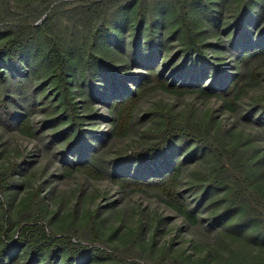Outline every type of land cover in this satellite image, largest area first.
<instances>
[{
	"label": "rangeland",
	"instance_id": "obj_1",
	"mask_svg": "<svg viewBox=\"0 0 264 264\" xmlns=\"http://www.w3.org/2000/svg\"><path fill=\"white\" fill-rule=\"evenodd\" d=\"M178 1L145 0L138 9V0H0V45L13 28L21 37L29 38L34 33L21 57L31 78L30 88L27 94L19 93L11 126L0 118V169L10 166L14 177L0 196L14 222L12 230L19 219L21 202L37 192L50 230L70 233L75 241L91 240L92 246L124 259L143 264H264V113L259 117L256 110L264 107V66L260 83L243 93L235 111L223 110L216 97L155 90L138 103L126 135L114 137L110 133L106 100L131 91L149 67L170 81L211 86L208 75L200 72L204 62L182 50L184 37L174 17ZM244 1L193 0L189 4L192 26L204 44L210 67L218 64L220 46L225 48L223 55L229 57L240 46L264 41L259 33L264 29V0H247L245 5ZM116 5L117 11L112 12ZM139 13L144 16L141 23ZM101 16L107 18L110 30L104 29L94 43V59L89 56L91 40L86 36L100 25ZM149 17H153L152 24ZM51 40L57 41L68 56V78L83 128L98 131L90 146L77 147L73 152L65 153L63 145L68 140L56 137L68 124L61 115L53 68L45 58ZM225 70L233 71L232 66ZM1 71L8 85L12 82L10 70L1 65ZM29 105L31 109H26ZM151 108L157 110L156 115H147ZM24 111L35 126L32 137L21 135L14 124ZM162 112L178 122L208 123L227 145L245 151L252 164L254 184L263 192L257 221L238 224L237 212L216 221L224 207L226 188L210 182L219 161L209 150L187 160L182 171L180 189L187 191L189 207L196 216L192 223L152 191L129 192L112 182L117 173L143 174L136 166H123L119 161L123 152L129 154L156 139L162 128ZM57 117L59 120L54 121ZM70 158H96L94 165L102 176L92 178L76 171L66 174L62 167ZM222 175L226 177L225 171ZM191 184L198 188L193 191ZM198 189L200 195L206 192L203 198L195 197ZM96 211L100 230L98 240L93 241L90 215ZM106 261L91 253L82 264Z\"/></svg>",
	"mask_w": 264,
	"mask_h": 264
},
{
	"label": "trees",
	"instance_id": "obj_2",
	"mask_svg": "<svg viewBox=\"0 0 264 264\" xmlns=\"http://www.w3.org/2000/svg\"><path fill=\"white\" fill-rule=\"evenodd\" d=\"M144 1L138 0V9L143 6ZM192 1L179 0L174 17L178 21V28L184 37L182 50L186 55L194 54L204 62V69L200 72L203 75H208L211 86H205L201 82L186 84L170 81L153 67L147 68L145 74L131 91L114 95L106 100L110 115V133L114 137H122L128 133L138 103L152 91L162 90L173 95L192 93L205 98L216 97L223 110L232 112L236 110L238 100L243 93L260 83V70L264 66V41L259 44H251L248 47L240 46L231 51L228 54L229 57L223 55L225 48L220 46L218 48V64L216 67H210L207 64L208 55L204 44L197 39L192 26V19L188 11ZM246 3L247 0L244 1V5ZM117 9L116 5L111 11L116 12ZM138 15H140L138 20L141 23L144 16L142 13ZM101 19L100 25L86 36L91 40L88 45L89 56L94 59L91 52L94 43L104 29L110 30L107 27V18L101 16ZM152 19L153 17H149L150 24L153 22ZM259 33L264 36V29ZM9 35L0 45V118L8 126H11V118L17 113L15 105L19 102V93L27 94V90L30 88L28 85L31 83V78L21 57L24 54V48L34 39V33L31 32L29 38L21 37L20 31L13 28ZM45 58L53 68L61 115L68 124L58 132L56 137L68 140L63 145L65 153L73 152L77 147H88L94 141L98 131H87L83 128V117L68 78V56L57 41L51 40ZM1 65H5L10 70L9 77L12 78V82L8 85L2 77ZM228 66H232V73H226L225 68ZM219 82L223 84L221 87L218 85ZM99 94L102 95L103 92L100 91ZM259 104L261 103H256V105ZM26 109H31V106L29 105ZM256 110L260 112L258 116L261 117L264 107L259 106ZM156 112V109L151 108L147 115H156ZM162 114V128L156 139L148 146L131 151L129 154L123 152V159L119 161V164L123 166H136V169L143 174L117 173L112 177V182L122 190L129 192L152 191L168 207L192 223L196 221V216L189 207L187 191L180 189L182 171L187 160L209 150L217 156L219 161L216 174L210 182L218 187L226 188L224 207L221 210L222 213L216 217V221L222 219L224 221L226 216L233 212L238 213V224L251 220L257 221L260 218L257 215L258 208L261 206L258 201L262 199L263 192L259 185L254 184L252 164L245 151L237 146L227 145L220 134L211 131L208 123L178 122L171 114L167 112H162ZM57 120H59L58 117L54 119V121ZM14 124L21 135L34 136L35 126L28 112L21 113ZM53 132H57V130ZM80 142L84 145H81ZM95 162L96 158H93V161L91 159L75 161L70 158L69 163L63 164L62 169L66 174L76 171L87 177L99 178L102 176V172L94 165ZM222 171H225L226 177H223ZM13 181V170L10 169V166L0 169V195L3 190L12 185ZM197 188V184H191L190 189L194 191ZM194 194L197 198H203L206 192L200 195L198 189ZM42 203L43 200L39 198L37 192L28 198L25 197L21 202L16 228L12 230L14 222L0 196L2 217L0 221V264H57L59 261L61 264H82L91 253L106 259V264H143L133 258L124 259L100 247L92 246L91 240L86 242L77 239L75 241L70 233H58L50 230ZM99 228L98 211H96L90 215V235L93 241H97L99 238ZM153 264H185V262L158 261ZM233 264L241 263L234 262Z\"/></svg>",
	"mask_w": 264,
	"mask_h": 264
}]
</instances>
